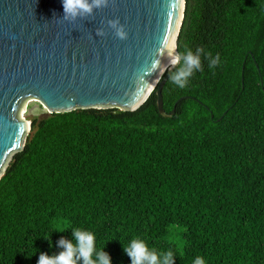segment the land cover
<instances>
[{"label": "trees", "instance_id": "obj_1", "mask_svg": "<svg viewBox=\"0 0 264 264\" xmlns=\"http://www.w3.org/2000/svg\"><path fill=\"white\" fill-rule=\"evenodd\" d=\"M220 56L137 110L34 115L0 177V264H37L73 228L112 264L142 238L175 264H264V0H186L179 53ZM63 230V232L58 231ZM51 244H50V243Z\"/></svg>", "mask_w": 264, "mask_h": 264}, {"label": "water", "instance_id": "obj_2", "mask_svg": "<svg viewBox=\"0 0 264 264\" xmlns=\"http://www.w3.org/2000/svg\"><path fill=\"white\" fill-rule=\"evenodd\" d=\"M185 8L186 0H109L71 21L63 18L62 0H0V177L31 130L20 116L29 98L48 114L134 111L156 91L160 112L173 115L176 107L167 113L163 89L178 65L164 67L179 53ZM114 19L127 39L109 27Z\"/></svg>", "mask_w": 264, "mask_h": 264}, {"label": "clouds", "instance_id": "obj_3", "mask_svg": "<svg viewBox=\"0 0 264 264\" xmlns=\"http://www.w3.org/2000/svg\"><path fill=\"white\" fill-rule=\"evenodd\" d=\"M109 0H62L63 18L74 21L77 18L91 16L94 9L107 7ZM108 25L115 31L121 40L127 39V32L118 19L109 20ZM98 36H103V30H97ZM208 59L210 69L215 68L220 63V56L212 57L210 53L203 49H196L193 53L191 49H186L182 53H173L171 63L178 67L170 73L172 83L180 89H184L195 72L202 68L201 55ZM158 62H154L155 64ZM63 232V230H58ZM71 239L61 237L56 246L61 249L58 253L49 255L40 253L37 264H112L110 255L103 249L96 247V236L94 232L87 229L73 228ZM50 243V242H49ZM51 244V243H50ZM123 250L130 258L131 264H175L176 255L172 250L157 251L150 248L142 238H133ZM193 264H206L202 256H197Z\"/></svg>", "mask_w": 264, "mask_h": 264}, {"label": "rangeland", "instance_id": "obj_4", "mask_svg": "<svg viewBox=\"0 0 264 264\" xmlns=\"http://www.w3.org/2000/svg\"><path fill=\"white\" fill-rule=\"evenodd\" d=\"M46 112L47 109L40 101L35 98H29L24 102L20 116L26 120H29L28 118L34 115H47L48 113Z\"/></svg>", "mask_w": 264, "mask_h": 264}, {"label": "bare ground", "instance_id": "obj_5", "mask_svg": "<svg viewBox=\"0 0 264 264\" xmlns=\"http://www.w3.org/2000/svg\"><path fill=\"white\" fill-rule=\"evenodd\" d=\"M179 20H181V14H180V19H179ZM173 58H174V57H173ZM173 58H171V59L167 62V65L164 67V68H166V70L172 65L171 61H172ZM164 68H163V70H162V73H163V71H164Z\"/></svg>", "mask_w": 264, "mask_h": 264}]
</instances>
